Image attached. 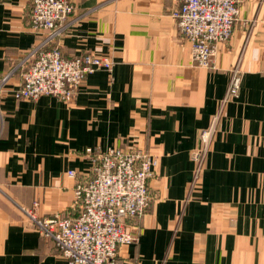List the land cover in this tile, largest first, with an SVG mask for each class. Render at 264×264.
I'll use <instances>...</instances> for the list:
<instances>
[{
	"label": "crops",
	"instance_id": "0c3cea01",
	"mask_svg": "<svg viewBox=\"0 0 264 264\" xmlns=\"http://www.w3.org/2000/svg\"><path fill=\"white\" fill-rule=\"evenodd\" d=\"M59 37L63 58L108 57L111 73L86 77L71 103L15 99L19 63L40 41L30 0H0V264H67L23 210L76 217L75 180L90 174L86 148L128 145L156 158L150 204L129 220L136 241L121 264H264V0H238L230 40L213 68L192 61L178 31L176 0H70ZM236 99L222 104L231 71ZM217 117L203 172L192 185V152ZM77 178V179H78Z\"/></svg>",
	"mask_w": 264,
	"mask_h": 264
},
{
	"label": "built area",
	"instance_id": "2783aa9c",
	"mask_svg": "<svg viewBox=\"0 0 264 264\" xmlns=\"http://www.w3.org/2000/svg\"><path fill=\"white\" fill-rule=\"evenodd\" d=\"M171 16L179 33L190 42L192 61L202 68H213L218 43L230 40L240 13L238 0H176ZM31 28L41 38L19 63L23 68L15 99L35 100L52 96L71 103L86 77L97 71L111 73L114 63L108 57L85 53L73 59L62 57L59 37L70 23L74 5L70 0H30ZM13 70L0 79V95ZM240 71H231L222 104L236 99L240 90ZM217 117L200 134L201 148L192 152V185L203 172L204 160ZM84 156L93 165L85 177L67 172L75 180L73 206L76 217L44 218L23 210L38 234L54 244L67 264H121L117 252L136 241L128 229L129 220H139L150 204L148 182L154 176L156 158L132 145L86 148ZM78 178V179H77Z\"/></svg>",
	"mask_w": 264,
	"mask_h": 264
}]
</instances>
